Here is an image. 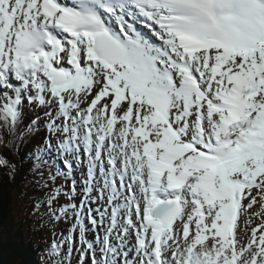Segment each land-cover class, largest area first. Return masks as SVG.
<instances>
[{"label": "snow or ice", "instance_id": "obj_1", "mask_svg": "<svg viewBox=\"0 0 264 264\" xmlns=\"http://www.w3.org/2000/svg\"><path fill=\"white\" fill-rule=\"evenodd\" d=\"M32 106L34 171L85 167L55 264H264V0H0V123Z\"/></svg>", "mask_w": 264, "mask_h": 264}, {"label": "trees", "instance_id": "obj_2", "mask_svg": "<svg viewBox=\"0 0 264 264\" xmlns=\"http://www.w3.org/2000/svg\"><path fill=\"white\" fill-rule=\"evenodd\" d=\"M31 134L32 132L30 135ZM30 135L28 136L30 137ZM12 136L15 137V140L21 137L18 131L14 132ZM19 140H17L16 143ZM43 142L44 139L39 135L36 144H32L36 146L38 143L42 144ZM5 145V150L0 146V158L6 161L4 164L5 166L13 164L15 173L13 177H10L5 174L2 167H0V264H48V261L45 259L46 253L44 252V244L40 241L42 232L37 233L33 230V221L30 220V218H35L37 216L31 215V212H36L34 207L39 203H29V201H26L28 197L27 191H29V189H27L25 193H21L20 191V189L24 188L26 185L23 173L26 172L25 169H27V166L30 164V159H27L26 156V150H28V153L31 151L29 149L31 148V141H29L26 146L24 145L19 153H16L13 148H9L7 142ZM35 146L32 147L33 150ZM17 156H19L18 164L15 163V161H17ZM50 191L51 190L46 189L43 196L39 197L42 203L39 207L40 212L47 211L50 214L47 204V197ZM28 203L29 207L27 208ZM15 204H21L23 209L27 210V212L23 215L21 211L20 214L17 215V206ZM72 221L73 220H69L68 225H70ZM77 239L78 243L76 241ZM76 240L74 242L75 247L77 246V248H79L80 243L77 236ZM64 248L66 251L67 245H65ZM40 254L42 255L41 258L38 257ZM71 264H80L78 253L74 252L72 254Z\"/></svg>", "mask_w": 264, "mask_h": 264}, {"label": "rangeland", "instance_id": "obj_3", "mask_svg": "<svg viewBox=\"0 0 264 264\" xmlns=\"http://www.w3.org/2000/svg\"><path fill=\"white\" fill-rule=\"evenodd\" d=\"M25 110H26V112L32 113L33 115L43 114V112H44L43 109L36 108L35 106L27 107V108H25ZM82 176H83V174L80 175V177H82ZM258 210H259L258 206H255L253 208V211H258ZM259 222H260L259 219H254L253 224H256V223H259ZM60 235H61L60 233H56V237L60 236ZM50 240H53V238H50ZM76 241L78 243V240H76ZM76 248H77V246H76Z\"/></svg>", "mask_w": 264, "mask_h": 264}, {"label": "bare ground", "instance_id": "obj_4", "mask_svg": "<svg viewBox=\"0 0 264 264\" xmlns=\"http://www.w3.org/2000/svg\"><path fill=\"white\" fill-rule=\"evenodd\" d=\"M91 239H94L93 237H91ZM80 245V244H79ZM47 262V261H46ZM42 263V262H41Z\"/></svg>", "mask_w": 264, "mask_h": 264}]
</instances>
